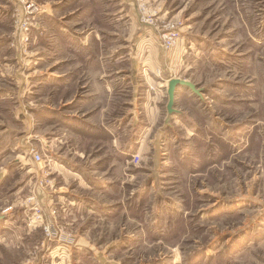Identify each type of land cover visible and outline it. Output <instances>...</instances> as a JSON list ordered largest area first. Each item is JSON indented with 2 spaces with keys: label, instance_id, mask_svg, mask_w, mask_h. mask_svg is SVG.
I'll list each match as a JSON object with an SVG mask.
<instances>
[{
  "label": "rangeland",
  "instance_id": "obj_1",
  "mask_svg": "<svg viewBox=\"0 0 264 264\" xmlns=\"http://www.w3.org/2000/svg\"><path fill=\"white\" fill-rule=\"evenodd\" d=\"M35 1L0 0V264H264V0Z\"/></svg>",
  "mask_w": 264,
  "mask_h": 264
},
{
  "label": "built area",
  "instance_id": "obj_2",
  "mask_svg": "<svg viewBox=\"0 0 264 264\" xmlns=\"http://www.w3.org/2000/svg\"><path fill=\"white\" fill-rule=\"evenodd\" d=\"M39 11V5L35 0H18V6L15 8V19L16 23L19 26V29L22 31H27L30 27V24L35 17V15ZM169 31L163 35V41L165 42L167 38L171 37ZM170 42L166 44V46H170ZM32 158L35 160V162L40 163L42 161V157L40 153L34 151L32 153ZM32 209H34L33 213V221L40 222L42 220V214L40 213V207L38 205H33ZM43 224V230L45 231L46 235L51 237L54 235V225L49 223H41Z\"/></svg>",
  "mask_w": 264,
  "mask_h": 264
},
{
  "label": "water",
  "instance_id": "obj_3",
  "mask_svg": "<svg viewBox=\"0 0 264 264\" xmlns=\"http://www.w3.org/2000/svg\"><path fill=\"white\" fill-rule=\"evenodd\" d=\"M182 86L185 87L186 89L191 90L193 94H196L198 96H201V90L199 87H197L193 82L186 80V79H179V78H170L167 83V105L166 109L168 114L172 115L173 113H176L175 108L173 107L174 105V100H175V92L177 87Z\"/></svg>",
  "mask_w": 264,
  "mask_h": 264
},
{
  "label": "crops",
  "instance_id": "obj_4",
  "mask_svg": "<svg viewBox=\"0 0 264 264\" xmlns=\"http://www.w3.org/2000/svg\"><path fill=\"white\" fill-rule=\"evenodd\" d=\"M165 60H166V66H168V65H171V67H172V69L171 70H173V68H175L176 70L175 71H177V69L178 68H180L179 67V65L180 64H178V62H180L181 60H182V56H180V57H177V56H173V57H171L170 59L169 58H165ZM157 61L158 62H162L163 61V57H160V58H158L157 59ZM169 63V64H168ZM179 70V69H178ZM165 71H168V72H171V71H169V70H165ZM181 75L179 74H171V73H169V75H167V76H165L166 77V80H164L165 82H167L170 78H173V77H180ZM164 77V78H165ZM190 91L191 92V90H189V89H186L185 87H182V86H179V87H177V89H176V92H175V95L176 94H179L180 93V91ZM177 97V96H176ZM152 107V106H151ZM168 113V112H167ZM170 115V114H169ZM172 115H174V117H177V115H180V113H179V111H177L176 110V113H174V114H172ZM172 115H170V116H172ZM169 119V118H168ZM35 173L37 174V172L35 171Z\"/></svg>",
  "mask_w": 264,
  "mask_h": 264
},
{
  "label": "bare ground",
  "instance_id": "obj_5",
  "mask_svg": "<svg viewBox=\"0 0 264 264\" xmlns=\"http://www.w3.org/2000/svg\"><path fill=\"white\" fill-rule=\"evenodd\" d=\"M168 83V82H167Z\"/></svg>",
  "mask_w": 264,
  "mask_h": 264
}]
</instances>
